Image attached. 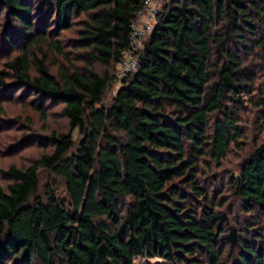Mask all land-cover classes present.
I'll return each instance as SVG.
<instances>
[{"label":"trees","instance_id":"trees-1","mask_svg":"<svg viewBox=\"0 0 264 264\" xmlns=\"http://www.w3.org/2000/svg\"><path fill=\"white\" fill-rule=\"evenodd\" d=\"M142 4L0 0L2 49L16 51L0 69V112L1 101L22 89L23 98L62 104L70 127L53 131L51 148L28 165L8 166L0 264H134L137 256L221 264L225 245L229 258L237 248L232 264H264V141L227 178L244 228L230 224L221 192L211 193L202 179L204 169L221 167L242 148L244 95L264 110V84L252 96L255 75L240 50L264 52V0H166L137 52V69L106 106ZM76 23L78 37L65 50L58 36ZM44 49L62 57L56 71ZM75 129L83 138L72 151ZM41 168L55 183L45 198L36 195ZM56 180L66 200L56 196Z\"/></svg>","mask_w":264,"mask_h":264},{"label":"rangeland","instance_id":"rangeland-1","mask_svg":"<svg viewBox=\"0 0 264 264\" xmlns=\"http://www.w3.org/2000/svg\"><path fill=\"white\" fill-rule=\"evenodd\" d=\"M4 14L0 13V69L3 68L4 62L7 59V55H14L16 52L13 48L9 49L6 45L4 50L2 49L1 33L4 23ZM79 24L76 23L71 29L62 31L58 38L65 50H71L75 40L77 39V29ZM14 32V30H13ZM12 33V32H11ZM14 40L16 38L14 32ZM234 46V43H233ZM19 47V46H18ZM241 55L244 59V64L247 65L255 75V81L253 85L252 96L259 98L261 94V87L264 84V52L263 50L256 48L254 45L245 49L247 53ZM2 50V51H1ZM74 50V49H73ZM49 55V65L53 71H56L58 64L62 61L56 52L52 49H44ZM42 51L40 55L44 53ZM76 63L81 64L84 59L79 52L74 50L70 53ZM98 70L102 71L103 68L95 63ZM122 82L116 80L112 82L109 88L105 91L102 104L109 106L113 97L121 87ZM22 89L17 91V94L7 100H2L4 113L0 112V185L6 188L10 179L7 176L6 170L10 164H16L17 166H26L35 159H37L44 151L51 148V134L55 132H67L69 131V120L63 113V105L60 103H40L37 96H27L25 98L21 95ZM250 95H244L245 104L240 108V114L242 120L240 125L245 130L246 136L241 141V149H232L225 160L222 162L221 167L213 166L211 171L203 170V183L206 187L210 188L211 193H219L224 202L222 208L229 213L230 224H238L240 228H244L243 214L241 213V205L239 200L231 194V190L228 187L227 178L230 172L234 171L238 173L241 160L246 156L254 147L255 143L264 141V110L259 107L253 106L249 103ZM229 102L227 105H232ZM75 146L72 151L75 150L79 141L83 138V134L79 129H75L72 132ZM256 141V142H255ZM40 188L37 192L38 197L45 198V188L47 184L55 185L53 181V174L50 170L44 168L40 169ZM55 189L56 196L62 199H67V194L63 182L56 180ZM217 190H219L217 192ZM264 222V218L262 219ZM244 236H248L251 239L249 230L243 231ZM229 248L225 245V252L221 261V264H232L233 259L236 257L237 248L233 250L231 258L228 257ZM134 264H170L164 258L155 257H142L137 256L134 259Z\"/></svg>","mask_w":264,"mask_h":264},{"label":"built area","instance_id":"built-area-1","mask_svg":"<svg viewBox=\"0 0 264 264\" xmlns=\"http://www.w3.org/2000/svg\"><path fill=\"white\" fill-rule=\"evenodd\" d=\"M166 0H143L131 24L129 45L122 50L120 60L114 70L115 79L122 81L138 66V50L145 38L153 30L157 16L163 11Z\"/></svg>","mask_w":264,"mask_h":264}]
</instances>
